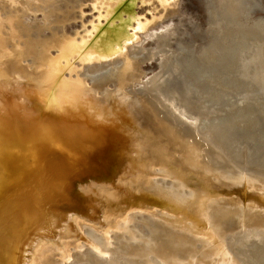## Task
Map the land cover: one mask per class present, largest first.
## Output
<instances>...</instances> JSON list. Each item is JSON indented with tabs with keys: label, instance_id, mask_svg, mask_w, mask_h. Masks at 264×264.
Masks as SVG:
<instances>
[{
	"label": "bare ground",
	"instance_id": "obj_1",
	"mask_svg": "<svg viewBox=\"0 0 264 264\" xmlns=\"http://www.w3.org/2000/svg\"><path fill=\"white\" fill-rule=\"evenodd\" d=\"M122 1L0 0V264H264V26Z\"/></svg>",
	"mask_w": 264,
	"mask_h": 264
},
{
	"label": "rangeland",
	"instance_id": "obj_2",
	"mask_svg": "<svg viewBox=\"0 0 264 264\" xmlns=\"http://www.w3.org/2000/svg\"><path fill=\"white\" fill-rule=\"evenodd\" d=\"M247 2L249 5H251V4H253V5L252 6H249L248 4L244 5V6H248V7H244V14L246 15L245 18H247L248 20H255L257 23H261V25L264 26V18H263L264 17V0H247ZM136 3L137 2L134 3L133 0H123L120 3L121 5L117 9V10H120V14L118 13L119 14L118 16H121L123 18V20H125V21L134 22V20L138 16H141L140 14H138V9L134 8L135 6L137 7ZM184 5H185L184 8L186 9V14L191 17L192 21H195V15H190V14H194L195 12H200V9L198 8L200 5V0H186ZM131 9H132V12H131ZM122 12H124V13H122ZM135 14H138V15H135ZM176 17L177 16L174 15L171 19L176 18ZM132 18H133V20L131 21ZM127 25L128 24H126V26ZM128 26L129 27L127 29L130 30V28H132L133 25L131 24V26L130 25H128ZM255 32H256L257 41L258 42L264 41V28H262L261 26H257ZM130 33H131V31H130ZM158 54H159V52H157V55ZM155 59L151 60V61L148 60L143 65V68H144L145 72L147 73V76H152V77L154 76V78L157 79V81H158L160 79L159 76H161L162 72L159 70V66L157 65V61L160 58H155ZM262 109H264V106L259 108L260 111L256 110L255 113H258L257 111H259L258 115H261L260 113H261ZM263 113L264 112L262 111V115H264ZM244 125L245 124L240 126V130L241 129L243 130ZM245 127H247V126H245ZM245 127H244V129H245ZM245 130L241 131L244 134L243 137L249 132L248 128H246ZM247 130H248V132H247ZM241 132H240V135L242 134ZM250 132H252V131H250ZM253 133H255V132L250 133L249 136H251V134H253ZM254 135H252V136L254 138H256L257 136L255 135L256 136L255 137Z\"/></svg>",
	"mask_w": 264,
	"mask_h": 264
}]
</instances>
